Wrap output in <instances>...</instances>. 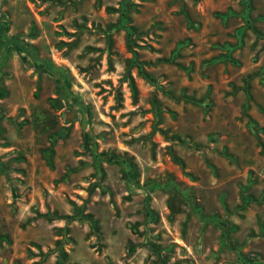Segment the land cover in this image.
I'll use <instances>...</instances> for the list:
<instances>
[{"label": "rangeland", "instance_id": "rangeland-1", "mask_svg": "<svg viewBox=\"0 0 264 264\" xmlns=\"http://www.w3.org/2000/svg\"><path fill=\"white\" fill-rule=\"evenodd\" d=\"M264 264V0H0V264Z\"/></svg>", "mask_w": 264, "mask_h": 264}, {"label": "trees", "instance_id": "trees-1", "mask_svg": "<svg viewBox=\"0 0 264 264\" xmlns=\"http://www.w3.org/2000/svg\"><path fill=\"white\" fill-rule=\"evenodd\" d=\"M60 262H61V264H65V262L62 259H60Z\"/></svg>", "mask_w": 264, "mask_h": 264}]
</instances>
